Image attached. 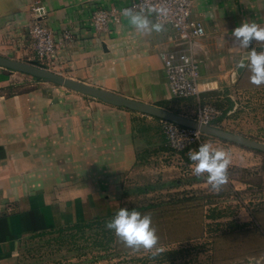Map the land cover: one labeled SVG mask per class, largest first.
<instances>
[{"label": "crops", "instance_id": "0c3cea01", "mask_svg": "<svg viewBox=\"0 0 264 264\" xmlns=\"http://www.w3.org/2000/svg\"><path fill=\"white\" fill-rule=\"evenodd\" d=\"M129 1L42 0L47 8L44 23L57 37L65 28L72 35L51 61L65 67L61 70L67 75L53 71L168 110L171 99L200 103L196 97L170 95L160 53L183 47L170 26L140 33L123 16L108 32L93 29L94 9ZM29 2L0 0V55L31 59L25 49ZM192 12L206 31L193 44L200 83L212 85L201 92L203 100L213 94L230 97L227 91L238 87L241 92L250 89V71L242 69L232 78L249 48H242L231 33L245 20L264 27V0H193ZM149 19L153 21L151 15ZM252 46L264 49L260 42ZM17 74L23 75L0 67V252L6 253L20 235L57 226L68 217L79 221L118 212L128 197L122 173L133 176L143 155L136 123L153 122V116ZM232 103L229 98L224 109L230 110ZM217 119L213 125H222ZM215 139L208 136L206 143Z\"/></svg>", "mask_w": 264, "mask_h": 264}, {"label": "rangeland", "instance_id": "374dc122", "mask_svg": "<svg viewBox=\"0 0 264 264\" xmlns=\"http://www.w3.org/2000/svg\"><path fill=\"white\" fill-rule=\"evenodd\" d=\"M25 49L29 60H36L29 45ZM48 68L65 69L52 63ZM17 76L38 81L26 74ZM236 89L228 90L230 97L222 99L213 94L203 100L201 95L200 103L211 102L220 109L222 117L218 118L223 124L217 127L264 142V84H252L242 92ZM229 98L233 103L226 110ZM169 102L167 108L188 113L190 118L198 105L191 98ZM149 120L153 122L136 123L143 155L133 176L122 173L128 197L121 208L151 213L162 253L153 257L149 251L129 249L114 230L113 241L104 245L111 230L105 223L86 228L74 238L66 237V242L59 240L56 232L33 238L27 237L31 232L20 235L10 245L13 250L0 252V264H264V153L217 137L207 141L231 157L229 182L214 191L207 183V173L195 176L194 162L185 153L171 150L157 119ZM190 162L193 165L189 167ZM143 186L148 188L146 192L134 191ZM110 214L102 215L107 216V222ZM66 220L57 226L77 221Z\"/></svg>", "mask_w": 264, "mask_h": 264}, {"label": "built area", "instance_id": "2783aa9c", "mask_svg": "<svg viewBox=\"0 0 264 264\" xmlns=\"http://www.w3.org/2000/svg\"><path fill=\"white\" fill-rule=\"evenodd\" d=\"M149 7L167 9V15H160L157 11L151 12L153 22L159 20L174 31V39L183 45L175 51L160 53L164 72L167 78L170 95L174 98L196 97L200 101L201 92L212 89L208 82L200 83V71L196 59L194 42L206 35L205 28L200 20L193 16V0H130L120 6L96 8L92 11L90 22L97 33L109 31L112 23L121 22L123 9H141L147 13ZM47 8L42 0H30L28 10L27 35L29 48L36 56V61L43 64L46 69L51 64L56 51L72 41L69 29L61 30L57 37L54 31L44 23ZM220 109L208 102L198 103L197 110L192 119L199 124L213 125L221 115ZM161 132L167 146L175 152H184L189 156L190 151L198 150L199 146L206 143L205 135L198 129L185 127L176 123L162 120Z\"/></svg>", "mask_w": 264, "mask_h": 264}, {"label": "clouds", "instance_id": "9594fccd", "mask_svg": "<svg viewBox=\"0 0 264 264\" xmlns=\"http://www.w3.org/2000/svg\"><path fill=\"white\" fill-rule=\"evenodd\" d=\"M153 11H157L160 15H167V9L163 7L159 9L149 7L147 13L144 9L139 12L123 9L122 14L140 33L162 32L165 30L164 24L159 20L154 23L149 19ZM231 35L242 48H250L253 41L264 44V27L254 21H243ZM238 67L250 71L252 84L256 86L264 84V49L258 51L256 47H252L239 61ZM189 159L194 162L195 176L201 177L207 173V183L212 190L220 191L228 184L231 157L227 151L214 148L211 143H203L198 150L189 152ZM106 227L114 230L115 235L129 249H143L151 252L153 257L164 251L162 247H158L160 238L151 213L142 214L135 209L120 208L114 218L107 222Z\"/></svg>", "mask_w": 264, "mask_h": 264}, {"label": "water", "instance_id": "95a60500", "mask_svg": "<svg viewBox=\"0 0 264 264\" xmlns=\"http://www.w3.org/2000/svg\"><path fill=\"white\" fill-rule=\"evenodd\" d=\"M253 46L250 45L248 51L242 54V58ZM258 48V47H256ZM241 58V59H242ZM0 67L10 71L20 72L43 82H51L69 90L81 93L83 95L95 98L101 102L123 107L132 111L147 114L162 120H167L181 126L198 129L205 135L217 137L259 152L264 153V142L250 137H246L214 125L199 124L192 118L155 106L146 102L126 98L120 94L96 87L94 85L82 82L80 80L63 76L59 73L46 69L43 64L36 60L22 61L7 56L0 55ZM242 69L238 66L232 74L233 80L241 73Z\"/></svg>", "mask_w": 264, "mask_h": 264}, {"label": "trees", "instance_id": "16d2710c", "mask_svg": "<svg viewBox=\"0 0 264 264\" xmlns=\"http://www.w3.org/2000/svg\"><path fill=\"white\" fill-rule=\"evenodd\" d=\"M176 113H178V112H176ZM214 138H216V137H214ZM182 153H184V152H182ZM150 187H152V186H150ZM147 189L148 188L146 186L145 187H139L136 189V191H138L139 193H142V192H146ZM115 215L116 214H110L111 219L114 218ZM105 223H107V216H94L90 219L75 221L72 224H67L65 226H60V225L59 226H50L48 228H44V229H41L39 231H33L27 237L33 238V237L45 236V235L51 234L53 232L54 233L56 232L58 239L61 240L62 242H66V239H67L66 237H70L69 239L74 238L75 234H84L86 228H90L92 226H101ZM68 232H69V234H67ZM109 233H110V238L105 240V244H104L106 246H109V243L111 241H113V239H114L113 230H110ZM69 239H68V241H72Z\"/></svg>", "mask_w": 264, "mask_h": 264}]
</instances>
